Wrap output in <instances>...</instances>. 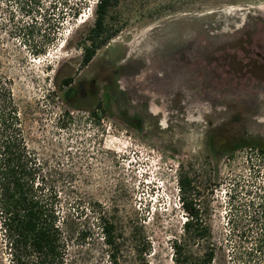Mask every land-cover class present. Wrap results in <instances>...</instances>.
<instances>
[{
    "label": "rangeland",
    "instance_id": "obj_1",
    "mask_svg": "<svg viewBox=\"0 0 264 264\" xmlns=\"http://www.w3.org/2000/svg\"><path fill=\"white\" fill-rule=\"evenodd\" d=\"M96 3L0 0V68L28 149L76 236L87 234L71 246L74 264H111L106 222L119 264H177L184 237L182 257L212 247L213 264H242L247 252L264 264V154L209 147L219 131L264 143V0H118L107 19L115 35L83 66ZM181 176L206 239L184 236ZM2 243L0 228L3 255Z\"/></svg>",
    "mask_w": 264,
    "mask_h": 264
},
{
    "label": "trees",
    "instance_id": "obj_2",
    "mask_svg": "<svg viewBox=\"0 0 264 264\" xmlns=\"http://www.w3.org/2000/svg\"><path fill=\"white\" fill-rule=\"evenodd\" d=\"M95 18L81 43L84 50L83 66L93 60L97 51L115 35L107 27L110 10L118 0H96ZM78 6V5H77ZM79 12L75 13V18ZM38 55V51L37 54ZM66 86L72 80L65 81ZM73 90L66 93L74 98ZM210 150L216 154L235 155L245 148L258 149L264 154V143L245 138L235 139L222 133H211ZM180 203L187 213L184 223V236L206 239L209 228L201 218L195 202V190L191 181L181 176L179 179ZM0 228L2 230V251L0 264L9 260V264H74L71 259V246L74 240H83L87 234L76 236L71 216L62 213L58 193L49 185L43 164L28 149L22 117L15 101L9 81L0 68ZM103 241L108 249L111 264H119L118 237L115 225L102 224ZM257 252L264 251V224L260 229ZM184 239L174 242L173 248L177 264H213L216 250L211 247L201 257H182ZM184 253V252H183ZM241 257L242 264H257L258 257L247 252ZM7 256V259L4 257Z\"/></svg>",
    "mask_w": 264,
    "mask_h": 264
},
{
    "label": "flooded vegetation",
    "instance_id": "obj_3",
    "mask_svg": "<svg viewBox=\"0 0 264 264\" xmlns=\"http://www.w3.org/2000/svg\"><path fill=\"white\" fill-rule=\"evenodd\" d=\"M261 61L262 62L260 63L259 70H258V77L264 85V48H262V51H261ZM181 75H182V73H176L173 76H175V78H178L179 80H181L182 79V78H180Z\"/></svg>",
    "mask_w": 264,
    "mask_h": 264
}]
</instances>
